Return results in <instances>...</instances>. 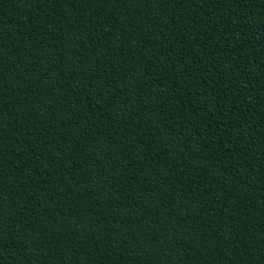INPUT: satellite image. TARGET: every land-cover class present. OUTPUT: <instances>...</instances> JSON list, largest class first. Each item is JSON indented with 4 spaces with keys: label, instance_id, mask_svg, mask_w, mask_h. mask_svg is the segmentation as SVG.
<instances>
[{
    "label": "trees",
    "instance_id": "trees-1",
    "mask_svg": "<svg viewBox=\"0 0 264 264\" xmlns=\"http://www.w3.org/2000/svg\"><path fill=\"white\" fill-rule=\"evenodd\" d=\"M0 264H264V0H0Z\"/></svg>",
    "mask_w": 264,
    "mask_h": 264
}]
</instances>
